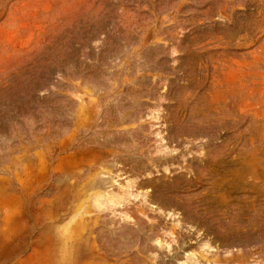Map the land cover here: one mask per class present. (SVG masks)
Returning <instances> with one entry per match:
<instances>
[{
    "label": "rangeland",
    "instance_id": "rangeland-1",
    "mask_svg": "<svg viewBox=\"0 0 264 264\" xmlns=\"http://www.w3.org/2000/svg\"><path fill=\"white\" fill-rule=\"evenodd\" d=\"M0 264H264V0H0Z\"/></svg>",
    "mask_w": 264,
    "mask_h": 264
}]
</instances>
